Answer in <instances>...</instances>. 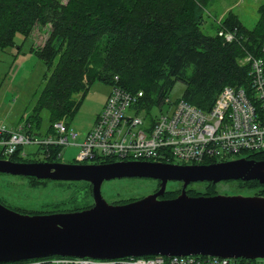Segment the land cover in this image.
Segmentation results:
<instances>
[{"label":"trees","instance_id":"1","mask_svg":"<svg viewBox=\"0 0 264 264\" xmlns=\"http://www.w3.org/2000/svg\"><path fill=\"white\" fill-rule=\"evenodd\" d=\"M211 2L67 0L62 4L57 0H0L1 50L13 47L16 35L26 40L37 26H49L45 42L31 49L49 75L43 77L44 86L32 114L21 126L26 133L38 136L52 133L58 121L64 120L68 127L67 121L80 104L74 97L81 95L82 99L95 80L128 93L141 92L138 107L146 110L160 107L177 83L184 85L178 100L202 111L213 106L224 87L251 93L250 65H241L240 61L246 56L260 60L264 75V4L257 9L258 20L252 30L228 12L215 36H207L201 26ZM219 32L234 35L233 41H225ZM43 112L47 114L45 130ZM19 151L9 160L29 159L20 158ZM36 151L41 160L60 162V147ZM257 157H264V152L248 159ZM107 163L110 161H104ZM80 190L78 195L85 200L87 190ZM64 212L68 211L56 213Z\"/></svg>","mask_w":264,"mask_h":264},{"label":"water","instance_id":"2","mask_svg":"<svg viewBox=\"0 0 264 264\" xmlns=\"http://www.w3.org/2000/svg\"><path fill=\"white\" fill-rule=\"evenodd\" d=\"M0 174L40 181L87 182L92 186L93 199L92 207L83 211L33 216L0 204V264L47 257L264 260V198L189 197L182 192L172 200L148 196L114 206L106 203L100 193L104 182L121 179L158 180L161 182L158 196L168 182H181L185 187L190 183L214 185L228 181L264 185V161L242 158L194 166L145 162L77 165L0 161ZM107 232L113 234L117 242L115 253L77 248L80 245L77 242H96L108 236ZM44 246L45 249H40Z\"/></svg>","mask_w":264,"mask_h":264},{"label":"built area","instance_id":"3","mask_svg":"<svg viewBox=\"0 0 264 264\" xmlns=\"http://www.w3.org/2000/svg\"><path fill=\"white\" fill-rule=\"evenodd\" d=\"M231 42L234 35L219 32ZM264 48V45H263ZM241 65H250L251 93L241 88L224 87L208 111L182 100L164 99L160 115L152 118L151 109L138 107L142 93H128L111 87L106 102L82 143L70 144L76 134L64 121L52 126L46 136L28 134L23 126L7 128L0 122V156L9 159L18 152L29 158L26 146L37 148L76 147L74 163L104 164L145 162L164 165L194 166L229 161L231 156L264 152V75L260 60L246 56ZM167 106L163 113L162 108ZM29 127L27 126V129ZM61 152L58 158L61 162ZM242 159V158H240ZM62 163V162H61ZM108 164V163H107ZM260 261L261 263H258ZM264 260H228L208 257H140L113 260L47 257L14 264H263Z\"/></svg>","mask_w":264,"mask_h":264},{"label":"rangeland","instance_id":"4","mask_svg":"<svg viewBox=\"0 0 264 264\" xmlns=\"http://www.w3.org/2000/svg\"><path fill=\"white\" fill-rule=\"evenodd\" d=\"M57 1L62 4L67 2V0ZM263 4L264 0H212L205 9L201 32L207 36H215L222 19L228 12L235 14L246 29L252 30L258 20L257 9ZM48 35L49 26H37L30 38L24 40L18 34L14 38L13 47L0 49V122L7 128L16 129L17 126L25 125L24 122L32 114L44 86L43 77L49 75V72L43 63L31 53V49L40 47ZM110 90L109 86L95 80L82 99H80L81 95L74 97L77 102L80 100V104L73 118L67 121L69 130L76 134V138L73 141L70 140V144L82 143L85 135L93 126L96 116L100 113ZM183 90L184 85L177 83L168 94L167 100L170 103L176 102ZM167 109V106H164L163 113ZM149 114L152 118L158 117L159 108L153 107ZM42 118L44 120L42 127L45 130L47 129L46 112L42 113ZM24 151L31 160L42 159L41 155L35 154L37 153L35 147L26 146ZM78 151L76 147L63 148L61 162L73 164ZM244 157L246 155H234L229 157V161ZM153 184L154 182L148 179L108 181L102 185L101 195L106 203H113L120 196L137 195L152 187ZM241 185V181L219 182L216 185V191L234 195L241 191ZM178 186L177 182L167 183L168 190H175ZM191 187L198 191L203 189L200 183H195ZM80 189H83L82 182L39 183L31 179L0 174V202L18 213L48 212L53 214L59 211H71L80 207L79 204L84 202L83 198L78 195ZM256 189L258 187L249 190L255 191Z\"/></svg>","mask_w":264,"mask_h":264},{"label":"flooded vegetation","instance_id":"5","mask_svg":"<svg viewBox=\"0 0 264 264\" xmlns=\"http://www.w3.org/2000/svg\"><path fill=\"white\" fill-rule=\"evenodd\" d=\"M29 159L20 160V161H11L7 158H1L0 157V161H9L12 163H17V164L49 163V162H46V161L41 160V159L38 161H35V162L32 160H29ZM248 160L254 161V162H263L264 157H257V158H254V159L252 158V159H248ZM55 163H61V162H55ZM88 165H102V164L89 163ZM8 176H10V175H8ZM12 177H14V176H12ZM19 178H24V177H19ZM25 179H31V180L37 181L39 183L40 182H48V180L47 181H40V180H35L32 178H25ZM148 180H150V179H148ZM152 181L154 182L153 186L149 187L148 189H145L144 191L140 192L139 194L133 195V196H131V195H125L124 196L123 195V196L118 197V199H116L113 203H108V204L114 205V206L125 205V204H129V203L141 200V199L148 197V196H156V199H158V200H172V199L177 198L179 195H181L182 192H185V194L189 197H212V196H216V195H221V196H241V197H261V198H264V185H260L257 182H241V184H242L241 185V191H238V193L234 194V195H227L225 192L219 193L216 191V185L217 184L213 185L212 183H208V182L200 183L203 186L202 191L195 190L191 187L195 183H190L185 187L184 184L181 182H179V183L177 182L179 184L177 189L168 190L167 189V183H166L162 195L158 196V193L160 192L161 182L158 180H152ZM54 183L60 184V183H64V182H54ZM68 183L69 182H66L65 184H68ZM82 183H83V189L87 190V194H86L85 200H83L84 201L83 204L80 203L81 205L79 204L80 207H78V208L88 207L87 209H89L93 205L92 186L87 182H82ZM102 185H101V188H102ZM254 187L255 188L258 187V189H256L255 191L249 190V189L254 188ZM210 192H212L214 195L208 196V194ZM100 193H101V189H100ZM74 199H76V198H74ZM0 204L4 207L10 209L9 207H7V205L5 206L1 202H0ZM10 210H12V209H10ZM68 212H72V211H68Z\"/></svg>","mask_w":264,"mask_h":264},{"label":"bare ground","instance_id":"6","mask_svg":"<svg viewBox=\"0 0 264 264\" xmlns=\"http://www.w3.org/2000/svg\"><path fill=\"white\" fill-rule=\"evenodd\" d=\"M106 234H109L108 236L100 237L98 241H90V242H77L80 245H78L77 248H95L99 250L100 252H104V254H113L117 251V242L115 241L114 235L115 232L113 231V234L107 232ZM75 243V242H74ZM92 243H95L91 245ZM91 245V247H89ZM45 249V246L40 248ZM109 256V255H104Z\"/></svg>","mask_w":264,"mask_h":264},{"label":"crops","instance_id":"7","mask_svg":"<svg viewBox=\"0 0 264 264\" xmlns=\"http://www.w3.org/2000/svg\"><path fill=\"white\" fill-rule=\"evenodd\" d=\"M108 95H109V94H108ZM107 97H108V96H107ZM105 102H106V100H105ZM105 102H104V104H105ZM103 106H104V105H103ZM102 108H103V107H102ZM102 108H101V110H102ZM100 112H101V111H100ZM98 115H99V114H98ZM98 115H97V116H98ZM97 116H96V118H97ZM96 118H95V119H96ZM94 122H95V121H94ZM93 125H94V124H93ZM92 127H93V126H92ZM92 127H91V128H92ZM90 130H91V129H90Z\"/></svg>","mask_w":264,"mask_h":264}]
</instances>
